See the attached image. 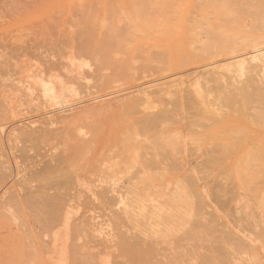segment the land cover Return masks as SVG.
<instances>
[{"label": "rangeland", "instance_id": "1", "mask_svg": "<svg viewBox=\"0 0 264 264\" xmlns=\"http://www.w3.org/2000/svg\"><path fill=\"white\" fill-rule=\"evenodd\" d=\"M133 1L0 0V175L6 178L0 176V264H264V58L248 57L244 67L251 70L244 74L228 60L253 51V45L264 48V0H229L239 2L237 17L233 2L232 13L221 14L225 0ZM217 1L223 10L212 9ZM229 14L230 21L221 19ZM218 32L226 34L220 36L225 43ZM216 39L223 48L218 43L217 49ZM228 49L231 56H225ZM208 50L218 58H206ZM234 83L247 86L252 103L223 102L239 87ZM21 127L45 128L47 137L27 141L17 136ZM145 204L160 209L142 210ZM127 209L135 214L121 220ZM147 246L154 250L147 253Z\"/></svg>", "mask_w": 264, "mask_h": 264}, {"label": "bare ground", "instance_id": "2", "mask_svg": "<svg viewBox=\"0 0 264 264\" xmlns=\"http://www.w3.org/2000/svg\"><path fill=\"white\" fill-rule=\"evenodd\" d=\"M135 1H136V0H135ZM135 1H133V2L135 3ZM143 1H144V0H143ZM147 1H148V0H147ZM152 1H155V0H152ZM152 1L149 3L150 5H151ZM165 1H166V0H165ZM192 1H194V0H192ZM209 1H210V0H209ZM212 1H215V0H212ZM221 1H222V0H221ZM226 1H227V0L224 1L225 3H223V1H222V3H223L222 6H223L227 11H224V10H223L224 8H222V6L218 7V5H221V4H222V3L219 4V3H220L219 1H217V3L219 2L218 4H215L216 2H215V3L213 2L214 4H213V3L211 4V2H210V4L213 6L212 9H215L216 7H218V8H220L221 10H223V12H222V11H220V10L217 8L218 11H217L216 13H219V11H220V13L222 12L221 14H222L223 16L225 15V16L227 17L226 14H227V13H232V10H231V9L234 8L235 4H236V7H237V5H238L239 2L236 3V2H233V1H232V2L234 3V5L231 6V3H232V2H230L231 0H230V1L228 0V1H229V2H228L229 5H227L228 3H227ZM234 1H236V0H234ZM238 1H239V0H238ZM244 1H245V0H244ZM246 1H248L247 3L249 4L250 1H249V0H246ZM246 1H245V2H246ZM252 1H253V0H252ZM255 1H256V0H255ZM128 2H129V1H128ZM139 2H140V1H138V3H139ZM141 2H142V0H141ZM145 2H146V1H145ZM155 2H156V1H155ZM245 2H242V3H244V4H243L244 6H242V7H245V5H247V3L245 4ZM138 3H137V4H138ZM156 3H157V2H156ZM201 3H202V2L200 1L199 4L201 5ZM203 3H205V2L203 1ZM242 3H241V5H242ZM252 3H253V2H252ZM252 3H251V5H252ZM255 3H258V1L255 2ZM132 4H133V3H132ZM139 4H141V3H139ZM139 4H138V5H139ZM167 4H168V3H167ZM197 4H198V3H197ZM197 4H196V5H197ZM207 4H208V2H207ZM224 4H225V6H226V5L229 6V9H230V6H231V9H230L231 11H230V12H229L227 6L225 7ZM135 5H136V3H135ZM141 5H142V4H141ZM144 5H145V4H144ZM144 5H143V6H144ZM147 5H148V4H147ZM154 5H156V4L154 3ZM193 5H194V4H193ZM196 5H195V6H196ZM204 5H205V4H204ZM215 5H217V6L215 7ZM254 5L256 6L257 4H254ZM254 5H253V6H254ZM115 6H116V5H115ZM133 6H134V5H133ZM136 6H137V5H136ZM157 6H158V5H157ZM168 6H169V5H168ZM197 6H198V5H197ZM197 6H196V7H197ZM208 6H210V5H208ZM208 6L206 5V7H208ZM258 6H259V5H258ZM134 7H135V6H134ZM150 7H151V6H150ZM154 7H155V6H154ZM158 7H159V6H158ZM158 7H157V8H158ZM236 7H235L234 10H233V12L235 11L234 14H236V16L233 15L234 17H237V14H241V13H239V12L242 11L241 9L239 10V8L237 7L238 10H239V11H238V10L236 9ZM249 7H250V6H249ZM115 8H116V7H115ZM159 8H160V7H159ZM159 8H158V9H159ZM161 8H163V7L161 6ZM171 8H172V7H171ZM198 8H200V7L198 6ZM198 8H197V9H198ZM203 8H204V6H203ZM250 8H251V7H250ZM254 8H255V7H254ZM134 9H135V8H134ZM154 9H155V8H154ZM154 9H151V10H153L152 13L154 12ZM176 9H177V8H176ZM244 9L247 10V9H249V8H244ZM256 9H257V8H256ZM156 10H157V9H156ZM208 10H210V9L208 8ZM215 10H216V9H215ZM215 10H214V11H215ZM249 10H250V9H249ZM259 10H260V8H259ZM259 10H258V11H259ZM120 11H121V10H120ZM172 11H173V9H172ZM172 11H171V12H172ZM174 11H175V10H174ZM177 11H178V10H177ZM206 11H207V9H206ZM206 11H205V12H206ZM210 11L212 12V10H210ZM237 11H238V12H237ZM258 11H257V12H258ZM109 12H110V11H109ZM109 12H108V13H109ZM150 12H151V11H150ZM156 12H157V11H156ZM165 12L167 13V11H165ZM165 12H163V13H165ZM189 12H191V11L189 10ZM201 12H202V11H201ZM236 12H237V13H236ZM124 13H125V12H124ZM159 13H160V12H159ZM168 13H170V12H169V8H168ZM176 13H177V12H176ZM207 13H210V12H206V14H207ZM216 13H215V14H216ZM223 13H224V14H223ZM122 14H123V13H122ZM127 14H128V12H127ZM133 14H134V12H133ZM160 14H161V13H160ZM173 14H175V13H173ZM177 14H179V13H177ZM177 14H175V15H177ZM210 14H211V13H210ZM213 14H214V13H213ZM221 14H220V15H221ZM250 14H251V13H250ZM250 14H249L248 16H250ZM253 14H254V13H252L250 17H252ZM258 14H260V13H258ZM262 14H264V13L262 12V13L259 15V17L262 16ZM110 15H111V14H110ZM128 15H129V14H128ZM155 15H156V14H155ZM155 15H154V16H155ZM158 15H159V14H158ZM158 15H156V16L158 17ZM161 15H162V14H161ZM161 15H159V17H160ZM171 15H172V14H171ZM229 15H230V16H228V18H226V19H225V18H221V17H223V16H221V17L219 16V18L224 19V20H227V19H228V20L230 21L231 19H229V17H231L232 15H231V14H229ZM254 15H255V14H254ZM256 15H257V14H256ZM125 16L128 17L126 14H125ZM136 16H137V15H136ZM163 16H164V15H163ZM163 16H162V17H163ZM167 16L170 17L169 14H168ZM215 16H216V15H215ZM217 16H218V15H217ZM233 16H232V17H233ZM114 17H115V16H114ZM159 17H158V18H159ZM197 17H198V16H197ZM197 17H196V18H197ZM201 17H202V16H201ZM232 17H231V18H232ZM238 17H239V16H238ZM115 18H116V17H115ZM122 18H123V17H122ZM130 18H131V16H130ZM136 18H138V17H136ZM154 18H155V17H154ZM154 18H153V20H154ZM172 18H173V15H172ZM187 18H188V17H186V19H187ZM191 18H192V16L189 18V20H190L189 22H191ZM198 18H200V17H198ZM198 18H197L196 22L199 21ZM125 19H126V18H125ZM159 19H160V22H161L162 19H161V18H159ZM202 19H203V17H202ZM202 19H201V20H202ZM204 19H205V18H204ZM237 19H238V18H237ZM250 19H252V18H250ZM260 19H261V17H260ZM262 19H264V18L262 17ZM121 20H122V19H121ZM127 20H129V19H127ZM135 20H136V19H135ZM138 20H139V18H138ZM144 20H145V19H144ZM155 20H156V18H155ZM193 20H194V19H193ZM240 20H241V19H240ZM114 21H115V20H114ZM132 21H133V20H132ZM136 21H137V20H136ZM148 21H149V20H148ZM156 21H157V20H156ZM166 21H168V19H167ZM172 21H174V20H172ZM203 21H205L204 23H208V22H206V20H203ZM203 21H202V23H203ZM141 22H142V21H141ZM186 22H187V21H186ZM199 22H200V21H199ZM199 22L195 23V20H194L195 25H197ZM233 22H235V21H233ZM252 22H254V20H253ZM131 23H132V22H131ZM147 23H148V22H147ZM157 23H158V21H157ZM163 23H164V22H163ZM163 23H162V24H163ZM204 23H203V24H204ZM213 23H214V22H213ZM263 23H264V22H263ZM112 24H113V23H112ZM141 24H142V23H141ZM189 24H193V23H189ZM189 24H188V25H189ZM220 24H221V23H220ZM220 24H219V25H220ZM251 24H252V23L250 22V25H251ZM100 25H101V24H100ZM102 25H103V23H102ZM130 25H131V24H130ZM135 25H136V24H135ZM159 25H160V23L158 24V27H159ZM195 25H194V26H195ZM219 25H218V26H219ZM239 25H241V24H239ZM243 25H244V24H243ZM262 25H264V24H262ZM262 25H261V26H262ZM96 26H97V25H96ZM116 26H117V24H116ZM132 26H133V25H132ZM136 26H137V25H136ZM140 26H141V25H140ZM162 26H163V25H162ZM191 26H192V25H191ZM194 26H193V27H194ZM202 26H203V25H202ZM202 26H201V28H202ZM207 26H208V24H207ZM213 26H214V25H213ZM241 26H242V25H241ZM147 27H148V26H147ZM151 27H152V26H151ZM170 27H171V26H170ZM198 27H200V25H198ZM205 27H206V26H205ZM209 27H210V26H209ZM209 27H208V28H209ZM234 27H235V26H234ZM252 27H253V24H252ZM252 27H251V28H252ZM254 27H255V28H253V30H254V29L256 30V29H257L256 26H254ZM263 27H264V26H263ZM94 28H95V27H94ZM123 28H124V27H123ZM134 28H135V27H134ZM142 28H143V26H142ZM159 28H160V27H159ZM166 28H168V27H165V29H166ZM172 28H173V27L168 28V29L170 30V29H172ZM196 28H197V26H196ZM208 28H207V30H208ZM213 28H214V27H213ZM213 28H211V30H212ZM218 28H221V25H220V27H218ZM222 28H224V27H222ZM237 28H238V29H241L240 26H237L236 29H237ZM92 29H93V28H92ZM119 29H120V28H119ZM121 29H122V28H121ZM199 29H200V28H199ZM114 30H115V29H114ZM122 30H123V29H122ZM131 30H133V29H131ZM140 30H141V29H140ZM147 30H148V28H147ZM155 30H156V29H155ZM166 30H167V29H166ZM166 30H165V31H166ZM169 30H168V31H169ZM205 30H206V29H205ZM214 30H216V29H214ZM218 30H219V29H217V31H218ZM220 30H221V29H220ZM226 30H227V29H226ZM241 30H242V29H241ZM247 30H248V28H247ZM249 30H252V29H249ZM255 30H254V31H255ZM145 31H146V30H145ZM149 31H150V30H149ZM156 31H157V30H156ZM160 31H162V33H163V29L160 30ZM171 31L173 32V30H171ZM195 31H196V30H195ZM197 31H198V30H197ZM217 31H216V32H217ZM224 31H225V29H224ZM235 31H236V30H235ZM128 32H129V31H128ZM133 32H134V31H133ZM157 32H158V31H157ZM174 32H175V31H174ZM193 32H194V31H193ZM193 32L191 33V31H190L189 33L193 34ZM214 32H215V31H214ZM214 32H213V35H214ZM216 32H215V34H216ZM110 33H111V32H110ZM137 33H138V32H137ZM166 33H167V31H166ZM169 33H171V32H168V34H169ZM199 33H200V32H199ZM199 33H198V34H199ZM221 33H222V32H220V34H221ZM90 34H91V33H90ZM90 34H89V35H90ZM102 34H103V33H102ZM118 34H119V32H118ZM168 34H167V35H168ZM211 34H212V33H211ZM231 34H232V33H231ZM234 34H235V33H234ZM96 35H97V34H96ZM106 35H107V34H106ZM128 35H129V34H128ZM128 35H127V36H128ZM143 35H144V34H143ZM151 35H152V34H151ZM158 35H159V34H158ZM193 35H194V34H193ZM217 35H218V37L215 35L216 38H217V39L219 38L218 40H220V39L222 38V36L224 37V35H226V34H224V35H219V32H218ZM92 36H93V35H92ZM92 36H91V37H92ZM118 36L120 37V35H118ZM118 36H117V37H118ZM132 36H133V35H132ZM139 36H141V35H139ZM220 36H221V38H220ZM233 36H235V35H233ZM239 36H241V35H239ZM101 37H102V36H101ZM112 37H113V35H112ZM119 37H118V38H119ZM121 37H122V35H121ZM130 37H131V36H130ZM149 37H150V36H149ZM195 37H196V36H195ZM211 37H212V36H211ZM237 37H238V36H237ZM241 37H242V36H241ZM92 38H94V37H92ZM102 38H103V37H102ZM102 38H101V39H102ZM114 38H115V36L113 37V39H114ZM133 38H134V37H133ZM133 38H132V39H133ZM142 38H143V37H142ZM152 38H153V37H152ZM198 38H199V37H198ZM214 38H215V37H214ZM225 38H226V37H225ZM229 38L232 39V37H230V36H229ZM235 38H236V36H235ZM238 38H240V37H238ZM261 38H262V37H261ZM217 39H216V42L218 41ZM236 39H237V38H236ZM240 39H241V38H240ZM246 39H247V38H246ZM253 39H254V38H253ZM253 39H252V40H253ZM259 39H260V38H259ZM114 40H115V39H114ZM121 40H122V39H121ZM123 40H124V39H123ZM142 40H143V39H142ZM152 40H153V39H152ZM152 40H151V41H152ZM208 40H209V39H208ZM212 40H213V39H212ZM223 40H224L223 43H225V42H226V39L223 38ZM223 40L221 39V43H222ZM241 40H242V39H241ZM244 40H245V39H244ZM248 40H249V39H248ZM254 40H255V39H254ZM257 40H258V39H257ZM103 41H105V40H103ZM124 41H125V40H124ZM124 41H122V42H124ZM148 41H149V40H148ZM210 41H211V40H210ZM213 41H214V40H213ZM249 41H250V43H249ZM249 41L246 40V42H248L249 44H251V43H252L251 39H250ZM263 41H264V40H263ZM86 42H87V41H86ZM120 42H121V41H120ZM189 42H190V41H189ZM216 42H215V43H216ZM244 42H245V41H244ZM253 42H254V41H253ZM258 42H260V43H258ZM258 42H256L255 44L257 45V43H258L259 45H261L262 40H258ZM88 43H89V42H88ZM96 43H97V42H96ZM99 43H100V42H99ZM110 43H111V41H110ZM113 43H114V42H113ZM113 43H112V44H113ZM193 43H194V42H193ZM196 43H197V42H196ZM207 43H208V42H207ZM210 43H212V42H210ZM218 43L221 44L220 41L217 42V46H216L217 49H218V47H219V44H218ZM97 44H98V43H97ZM100 44H101V43H100ZM100 44H99V45H100ZM103 44H105V43H103ZM106 44H108V43H106ZM190 44H192V42H191ZM203 44H204V43H203ZM212 44H214V43H212ZM212 44H211V46H213ZM233 44H234V43H233ZM242 44H243V41H242ZM262 44H263V43H262ZM92 45H93V43H92ZM94 45H96V44H94ZM99 45H98V46H99ZM108 45H109V44H108ZM116 45H117V43H116ZM122 45H123V44H122ZM124 45H125V44H124ZM193 45H195V44H193ZM193 45H190V47H191V46L193 47ZM209 45H210V44H208V46H209ZM224 45H225V44H221V48H223ZM227 45H228V44H227ZM235 45H236V44H235ZM244 45H245V43H244ZM244 45H243V46H244ZM96 46H97V45H96ZM96 46H95V47H96ZM101 46H103V45H100L99 48H100ZM110 46H111V45H110ZM114 46H115V45H114ZM119 46H120V45H119ZM142 46H143V45H142ZM208 46H206V47H208ZM253 46H254V47L251 49V50H253V51H250V52H248L247 54H244V55H243V54H242V55L240 54V55H237V56L235 55V56L230 57L228 60H229L230 62H232V63H230L229 66L232 67V66L234 65V67H237V68L239 67V68H240V71H241L243 74H244V73H248L251 69H250V68L247 69V67H244V63H246V60L248 59V57L251 58V59H252V58H253V59H257V58H261V57L264 58V48H259V46H255V45H253ZM35 47H36V46H35ZM87 47H88V46H87ZM90 47H92V46H90ZM93 47H94V46H93ZM108 47H109V46H107L106 49L109 50L110 47H109V48H108ZM112 47H113V45H112ZM123 47H124V46H123ZM145 47H146V46H145ZM192 47H191V48H192ZM199 47H200V46H199ZM237 47H239V46L237 45ZM237 47H235V48L237 49ZM88 48H89V47H88ZM114 48H115V47H114ZM116 48H117V47H116ZM139 48H141V47H139ZM147 48H149V47H147ZM147 48H146V49H147ZM187 48H188V47H187ZM194 48H195V47H194ZM203 48H204V46H203ZM203 48H202V49H203ZM221 48H220V49H221ZM232 48H233V47H232ZM232 48H230V49L233 51V53H235L236 50H233L234 48H233V49H232ZM84 49H85V48H84ZM94 49H95V48H94ZM112 49H113V48H112ZM124 49H125V48H124ZM142 49H143V48H142ZM144 49H145V48H144ZM144 49H143V50H144ZM206 49H209V47L206 48ZM212 49H213V48H212ZM82 50H83V49H82ZM96 50H97V48H96ZM96 50H94V51L96 52ZM101 50H102V49H101ZM103 50H105V48H103ZM103 50H102V52H103ZM190 50H191V49H190ZM222 50L224 51V49H221V50H219V52H222ZM231 50H230V51H231ZM84 51H85V50H84ZM137 51H138V52H139V51L142 52V50H139V49H138ZM198 51H199V50H198ZM202 51H204V50H202ZM208 51H209V55L207 54L208 56H206V58L211 57V55H215V56L218 58V55H217V54H214V52H213V54H211L210 52H212V51H210V50H208ZM240 51H241V50H240ZM240 51H239V52H240ZM86 52H87V51H86ZM192 52H196V51H195V50H194V51L192 50L191 53H192ZM206 52H207V51H206ZM219 52H217V53L219 54ZM225 52H228V53H225V56H227V54L230 55V54L232 53V52L229 53V49H228V51H225ZM241 52H242V51H241ZM151 53H152V52H151ZM215 53H216V52H215ZM236 53H238V52H236ZM92 54H93V53H92ZM193 54H196V53H193ZM139 55H141V54H139ZM151 55H152V54H151ZM153 55H154V54H153ZM157 55H158V54H157ZM160 55H161V54H160ZM196 55H197V54H196ZM199 55L201 56L200 53H199ZM203 55H204V54H203ZM232 55H233V54H232ZM82 56H83V53H82ZM82 56H81V57H82ZM85 56H86V55H85ZM85 56L83 57V59L86 58ZM141 56H143V55H141ZM144 56H145V55H144ZM147 56H148V55H147ZM155 56H156V55H155ZM155 56H154V57H155ZM158 56H159V55H158ZM158 56H157V57H158ZM164 56H165V55H164ZM230 56H231V55H230ZM87 57H88V56H87ZM103 57H105V56H103ZM154 57H152V58H154ZM185 57H186V56H185ZM193 57H194V56H193ZM195 57H196V56H195ZM198 57H199V56H198ZM202 57L205 58V55L202 56ZM213 57H214V56H213ZM213 57H212V58H213ZM13 58H14V56H13ZM37 58H38V57H37ZM132 58H133V57H132ZM142 58H143V57H142ZM182 58H184V57H182ZM214 58H215V57H214ZM223 58H224V57H223ZM86 59H87V58H86ZM99 59H100V58H99ZM105 59L107 60V58H102V59H100V60H105ZM155 59H156V58H155ZM164 59H166V58H164ZM180 59H181V57L179 56V59H177V61L180 60ZM195 59H196V58H195ZM4 60H5V59H4ZM96 60H97V59H96ZM108 60H109V59H108ZM119 60H120V59H119ZM119 60H118V61H119ZM151 60H152V59H151ZM153 60H154V59H153ZM181 60H183V59H181ZM200 60H201V59H200ZM212 60H213V59H212ZM57 61H58V60H57ZM124 61H125V63H128V61H127V62H126V60H124ZM124 61H123V63H124ZM154 61H156V60H154ZM161 61H163V60H161ZM183 61H184V60H183ZM185 61H186V60H185ZM95 62L97 63V61H95ZM98 62H99V61H98ZM157 62H158V60H157ZM166 62H167V61H165V63H166ZM179 62H180V61H179ZM123 63L121 62V64H123ZM22 64H23V63H22ZM62 64H63V63H62ZM107 64H108V63H107ZM119 64H120V62H119ZM121 64H120V65H121ZM54 65H55V63H54ZM99 65H100V64H99ZM117 65H118V64H117ZM117 65H116V66H117ZM177 65H178V64H177ZM185 65H186V64H185ZM224 65H225V64H224ZM235 65H236V66H235ZM13 66H14V65H13ZM49 66H50V65H49ZM76 66H77V65H76ZM118 66H119V65H118ZM123 66H124V64H123ZM144 66H145V65H144ZM178 66H179V65H178ZM178 66H177V67H178ZM222 66H223V65H222ZM245 66H246V65H245ZM21 67H22V66H21ZM50 67H51V66H50ZM50 67H49V69H50ZM126 67H127V66L125 65V66L122 67V68L125 69ZM218 67H219V66H218ZM226 67H227V66H226ZM226 67H225V68H226ZM0 68H1V67H0ZM127 68H128V67H127ZM219 68H221V67H219ZM225 68H223V69H225ZM2 69H3V67H2ZM2 69H1V70H2ZM53 69H54V67H53ZM53 69H52V70H53ZM118 69H120V68H118ZM217 69H218V68H217ZM231 69H232V68H231ZM47 70H48V69H47ZM71 70H72V69H71ZM219 70H222V69H219ZM234 70H235V69H234ZM252 70H253V69H252ZM2 71H3V70H2ZM7 71H8V73H9V70H6V72H7ZM130 71H131V70H130ZM223 71H224V70H223ZM226 71H227V69H226ZM72 72H73V71H72ZM74 72H75V71H74ZM209 72H210V71H209ZM1 73H2V72H1ZM8 73H7V74H8ZM48 73H49V72H48ZM26 74H27V73H25L24 75H26ZM41 74H42V72H41ZM51 74H52V73H51ZM227 74H228V73H227ZM231 74H232V73H231ZM240 74H241V73H240ZM243 74H242V75H243ZM19 75H20V74H19ZM49 75H50V74H49ZM235 75H236V73H235ZM235 75H234V76H235ZM6 76H8V75H6ZM15 76H18V74L15 75ZM26 76L28 77V75H26ZM47 76H48V75H47ZM229 76H230V75H229ZM238 77H240L239 74H238ZM238 77H237V78H238ZM243 77H244V76H243ZM19 78H20V77H19ZM229 78H232V77H229ZM240 78H241V77H240ZM248 78H249V76H248ZM248 78H247V80H246V78H244V80H243V79H242V80H243V81L246 80L247 82H252V80L250 81V78H249V81H248ZM208 79H209V78H208ZM212 79L217 80V79H215V76L213 77V75H212ZM222 79L224 80V78H222ZM232 79H233V78H232ZM235 79H236V78H235ZM57 80H58V79H57ZM214 80H212V81H214ZM226 80H227V79H226ZM229 80H230V79H229ZM240 80H241V79H240ZM242 80H241V81H242ZM38 81H39V80H38ZM39 82H42V81H39ZM43 82H44V81H43ZM221 82H222V81H221ZM228 83H229V82H228ZM241 83H242V82H241ZM37 84H38V82H37ZM39 84H40V83H39ZM204 84H205V83H204ZM221 84H223V83H221ZM224 84H225V83H224ZM224 84H223V85H224ZM251 84H252V83H251ZM251 84H249V86H250ZM7 85H8V84H7ZM7 85H6V86H7ZM40 85H42V84H40ZM50 85H51V84H50ZM50 85H49V86H50ZM231 85H233V84H231ZM231 85H230V86H231ZM234 85H235V83H234ZM238 85H239V84H238ZM238 85H237V86H238ZM247 85H248V84H247ZM8 86H9V85H8ZM49 86L47 87V90H49ZM211 86H212V84H211ZM218 86H219V85H218ZM225 86H226V85H225ZM230 86H229V87H230ZM235 86H236V85H235ZM237 86H236V87H237ZM39 87H40V86H39ZM206 87H207V86H206ZM227 87H228V86H227ZM231 87H232V86H231ZM236 87H235V88H236ZM261 87H262V86H261ZM54 88H56V87H54ZM71 88H72V87H71ZM251 88H252V87H251ZM78 89H79V88H78ZM220 89H222V88L220 87ZM232 89L235 90L234 88H232ZM246 89H247V86L242 85V87H241V86L239 85V87L236 88V91H234V92H238V90H239L240 93H239V94H237V93H236V94H233L234 92H233V93H230L231 96H229L228 98L226 97V98H227L226 101H225V99H223V100H224L223 102H227V101H228L229 104H233V103H238V102H237L238 99H239V101H240V99H241V101H245V102L247 101V102H248L250 99H249V98L247 99V96H249L250 92H248ZM52 90H53V88L51 89V87H50V90L48 91V93H50L49 95L52 94V92H51ZM79 90H80V89H79ZM252 90H253V89H251L250 91L252 92ZM3 91H4V90H3ZM43 91H44V90H43ZM54 91H55V90H54ZM74 91H75V90H74ZM228 91H229V90H228ZM228 91H226V92H228ZM253 91H255V89H254ZM77 92H78V91H77ZM183 92H184V91H183ZM223 92H224V91H223ZM246 92L249 93V94L246 95V94H245ZM256 92H258V91L256 90ZM9 93H10V92H9ZM48 93L45 92L44 94H46V96H47ZM252 93H253V92H252ZM252 93H251V94H252ZM259 93H260V92H259ZM1 94H2V93H1ZM7 94H8V93H7ZM53 94H54V93H53ZM53 94H52V96H53ZM73 94H74V93H73ZM232 94H233V95H232ZM260 94H261V93H260ZM10 95H11V93H10ZM13 95H14V94H13ZM13 95H12V96H13ZM17 95H18V94H16L15 96H17ZM56 95H57V94H56ZM56 95H54V97H52V98H53V99L56 98V97H55ZM225 95L228 96L229 94H228V95L225 94ZM225 95L223 94V96H225ZM254 95H255V94H254ZM262 95H263V97H264V94H262ZM219 96H220V95H219ZM223 96H222V97H223ZM18 97L20 98V96H18ZM58 97H59V96H58ZM220 97H221V96H220ZM245 97H246V98H245ZM256 97H257V96H256ZM11 98H12V97H11ZM15 98H16V97H15ZM49 98H50V96H49ZM205 98H206V97H205ZM244 98L247 99V100H245ZM250 98H254V97L252 96V97H250ZM56 99H57V98H56ZM67 99H68V98H67ZM255 99H256V98L252 99V101H255ZM12 100H13V99H12ZM17 100H18V98H17ZM19 100H20V99H19ZM57 100H58V99H57ZM6 101H7V100H6ZM8 101H9V100H8ZM49 101H50V100H49ZM257 101H258V97H257L256 102H257ZM245 102H244V103H245ZM247 102H246V103H247ZM258 102H259V101H258ZM261 102L263 103V104H261V106L263 105V108L261 107V108H262L261 111H262V110L264 109V102H263V99H262V101L260 100V103H261ZM55 103H56V102H55ZM174 103H175V102H174ZM246 103H245V105H246ZM248 103H252V102L250 101V102H248ZM175 104H176V103H175ZM10 105H11V104H10ZM56 105H57V104H56ZM58 105H59V104H58ZM176 105H177V104H176ZM235 105H236V104H235ZM237 105H238V104H237ZM198 106H199V105H198ZM198 106H197V107H198ZM230 106H231V105H230ZM246 106H247V105H246ZM248 106H249V105H248ZM248 106H247V107H248ZM185 107H186V106H185ZM232 108H233V106H232ZM244 108H245V107H244ZM0 110H1V109H0ZM149 110H150V109H149ZM251 110H252V109H251ZM247 111H248V110H247ZM249 111H250V110H249ZM261 111H260V113H262V112L264 113V111H262V112H261ZM19 112H20V111H19ZM165 112H166V111H165ZM202 112H204V111H202ZM244 112H245V109H244L243 113H244ZM50 113H51V112H50ZM205 113H206V112H205ZM218 113H220V112H218ZM237 113H238V112H237ZM243 113H241V114H243ZM246 113H247V112H245L244 114H246ZM250 113H251V112H250ZM250 113H249V114H250ZM260 113H258V114H260ZM0 114H1V113H0ZM173 114H174V113H173ZM199 114H200V113H199ZM207 114H208V113H207ZM234 114H235V113H234ZM252 114H253V113H252ZM252 114H251V115H252ZM263 115H264V114H261V116H263ZM64 116H65V115H64ZM166 116H167V115H166ZM244 116L247 117L246 115H244ZM169 117H170V116H169ZM171 117H173V116H171ZM171 117H170V118H171ZM252 117H253V119L255 118L254 116H252ZM256 117H257V116H256ZM263 117H264V116H263ZM143 118H144V117H143ZM163 118H164V117H163ZM165 119L169 122V119H168L167 117H166ZM250 119H251V118H250ZM257 119H258V118H257ZM260 119H261V117H260ZM144 120H146V119H144ZM151 120H152V119H151ZM155 120L157 121L158 118L155 119ZM254 120H255V119H254ZM258 120H259V119H258ZM263 120H264V119H263ZM263 120H262V121H263ZM47 121H48V120H47ZM251 121H252V119H251ZM262 121H261V122H262ZM48 122H49V121H48ZM144 122H145V121H144ZM144 122H143V123H144ZM170 122H171V121H170ZM172 122H173V121H172ZM263 122H264V121H263ZM43 123H44V122H43ZM143 123H142V125L145 124V123H144V124H143ZM148 123H149V122H147V125H148ZM155 123H156V122H155ZM166 123H167V122H166ZM206 123H207V122H206ZM149 124H150V123H149ZM153 124H154V123H153ZM145 126H146V125H145ZM148 126H149V125H148ZM29 127H30V126H29ZM141 127H142V126H141ZM146 127H147V126H146ZM155 127H156V126H155ZM158 127H159V126H158ZM199 127H200V126H199ZM41 128H42V127H41ZM144 128H145V127H144ZM147 128H148V127H147ZM196 128H197V127H196ZM35 129H36V128H35ZM57 129H58V128H57ZM60 129H61V128H60ZM60 129H59V130H60ZM3 130H4V129H3ZM144 130H146V129H144ZM144 130H143V131H144ZM151 130H152V129H151ZM161 130H162V129H161ZM14 131H15V130H14ZM54 131H55V130H54ZM67 131H68V130H67ZM146 131H147V130H146ZM4 132H5V131H4ZM12 132H13V131H12ZM62 132H63V131H62ZM16 133H18L17 136H19L20 138H23V139H25V140H27V141H33V142H34V140H38V137H40V138H42V137L44 138V136L47 137V133H48V132H47V129H45V128H44V129L42 128L41 130L37 131V130L23 129V128L21 127V128H19L18 130H16ZM38 133H39V136L36 135V134H38ZM151 133H152V132H151ZM7 135H8V134H7ZM70 135L72 136V133H71ZM189 135H191V134L189 133ZM14 136H15V135H14ZM46 137H45V138H46ZM60 137H61V136H60ZM149 137H150V136H149ZM169 137H170V136H169ZM191 137H192V136H191ZM6 138H7V137H6ZM16 138H17V137H16ZM154 138H155V137H154ZM162 138H163V137H162ZM187 138H188V137H187ZM155 139H156V138H155ZM163 139H164V138H163ZM168 139H169V138H168ZM39 140L41 141V139H39ZM165 140H167V139H164L163 142H164ZM169 140H170V139H169ZM42 141H43V140H42ZM176 141H177V140H176ZM192 141H193V140H192ZM25 142H26V141H25ZM38 142H39V141H38ZM49 142H50V141H49ZM177 142H178V141H177ZM19 143H20V142H19ZM43 143H44V142H43ZM175 143H176V142H175ZM192 143H193V142H192ZM195 143H196V142H195ZM36 144H37V143H36ZM56 144H58V143H56ZM165 144H166V143H165ZM29 145H30V142H29ZM29 145H28V146H29ZM84 145H85V142H84ZM84 145H83V146H84ZM176 146H177V145H176ZM22 147H23V146H22ZM22 147H21V148H22ZM80 147H81V146H80ZM85 147H86V145H85ZM256 147H257V146H256ZM51 148H52V147H51ZM69 148H70V147H69ZM22 149H24V148H22ZM26 149H27V148H26ZM78 149H79V148H78ZM224 149H226V148H224ZM32 150H33V149H32ZM24 151H25V149H24ZM74 151H75V150H74ZM168 151H170V150L168 149ZM26 152H27V151H26ZM3 153H4V152H3ZM21 153H22V152H21ZM71 153L74 154L73 151H72ZM168 153H169V152H168ZM37 155H38V154H37ZM212 155H213V154H212ZM20 156H22V155L20 154ZM44 156H46V155H44ZM57 156H58V155H57ZM23 157H24V156H23ZM23 157H22V158H23ZM28 157H29V156H28ZM32 157H33V156H32ZM34 157H35V156H34ZM34 157H33V158H34ZM61 157H64V156H61ZM205 157H206V156H205ZM210 157H211V156H210ZM248 157H249V156H248ZM165 158H166V157H165ZM216 158H217V157H216ZM251 158H252V156H251ZM35 159H36V157H35ZM35 159H34V160H35ZM40 159H41V158H40ZM223 159H224V158H223ZM247 159H248V158H247ZM258 159H259V158H258ZM64 160H65V158H64ZM67 160H69V159H67ZM201 160H202V159H201ZM255 160H256V159H255ZM62 161H63V160H62ZM247 161H248V160H247ZM36 162H38V161H36ZM205 162H207V161H205ZM237 162H238V161H237ZM250 162H251V160H250ZM250 162H248L247 164L250 165ZM254 162H255V161H254ZM1 163H2V162H1ZM44 163H45V161H44ZM49 163H50V162H49ZM57 163H58L57 165H59L61 162L59 161V162H57ZM199 163H200V162H199ZM223 163H224V162H223ZM252 163H253V162H251V164H252ZM28 164H29V163H28ZM47 164H48V163H47ZM169 164H170V163H169ZM238 164H239V163H237V166H238ZM0 165H1V164H0ZM152 165H153V164H152ZM244 165H245V164H243V166H244ZM46 166H47V165H46ZM51 166H52V165L50 164V167H49V165H48L47 167H49V168L51 169ZM240 166H241V164H240ZM240 166H239V167H240ZM243 166H241L242 168H237L238 171H239V169L242 170L243 168H245V167H243ZM54 167H55V166H54ZM56 167H57V166H56ZM203 167H204V166H203ZM1 168H2V167H1ZM42 168H43V167H42ZM49 168H48V169H49ZM60 168H61V167H60ZM235 168H236V167H235ZM262 168H263V167H262ZM40 169H41V168H40ZM46 169H47V168H46ZM52 169H53V166H52ZM56 169H57V168H56ZM56 169H55V170H56ZM237 169H236V170H237ZM253 169H254V168H253ZM43 170H44V169H43ZM150 170H151V169H150ZM224 170H225V169H224ZM236 170H235V171H236ZM247 170H248L249 172L251 171V169H247ZM257 170H258V169H257ZM1 171H3V170H1ZM30 171H31V170H30ZM47 171H48V170H47ZM51 171H52V170H51ZM53 171H54V170H53ZM238 171H237V172H238ZM242 171H243V170H242ZM244 171H246V169H245ZM63 172H64V171H63ZM63 172H62V173H63ZM237 172H235V173H237ZM40 173H41V172H40ZM47 173H48V172H47ZM59 173H60V171H59ZM224 173H225V172H224ZM242 173H243V172H242ZM244 173H246V172H244ZM259 173H261V172L259 171ZM259 173H258V174H259ZM3 174H4V173H3ZM3 174H1V175H3ZM7 174H8V173H7ZM38 174H39V173H38ZM43 174H44V172H43ZM45 174H46V171H45ZM49 174H51V173L49 172ZM63 174H64V173H63ZM238 174H240V172H239ZM262 174H263V173H262ZM1 175H0V176H1ZM4 175H5V174H4ZM4 175H3V177H4L3 180L6 179ZM34 175H35V173H34ZM34 175H33V176H34ZM40 175H41V174H40ZM58 175H61V174H58ZM68 175H69V174H68ZM70 175H71V174H70ZM242 175H243V174H242ZM244 175H245V174H244ZM251 175H252V174H251ZM41 176H42V175H41ZM246 176H249V175L246 174ZM258 176H259V175H258ZM258 176H257V178H258ZM38 177H39V176H38ZM61 177H62V176H61ZM70 177H71V176H70ZM230 177H231V176H230ZM240 177H242V176H240ZM250 177H251V176H250ZM255 177H256V176H255ZM260 177H261V175H260ZM260 177H259V178H260ZM7 178H8V177H7ZM63 178H64V177H63ZM237 178H238V175H237ZM237 178H236V179H237ZM242 178H243V177H242ZM259 178H258V179H259ZM34 179H35V178H34ZM238 179H240V178H238ZM45 180H46V179H45ZM47 180H48V179H47ZM58 180H59V179H58ZM250 180H251V178H250ZM262 180H263V179H262ZM0 181H1V177H0ZM70 181H71V180H70ZM229 181H231V180H229ZM243 181H245V183H246V182L249 181V180H243ZM263 181H264V180H263ZM130 182H131V180L129 181V183H130ZM191 182H192V181H191ZM255 183H256V182H254V184H255ZM1 184H2V183H1ZM45 184H46V183H45ZM68 184H70V183H68ZM189 184H190V183H189ZM258 184H259V183H258ZM39 185H40V184H39ZM64 185H65V183H64ZM64 185H63V186H64ZM262 185H263V184H262ZM60 186H61V185H60ZM240 186H241V185H240ZM242 186H243V185H242ZM242 186H241V187H242ZM0 187H1V185H0ZM24 187H26V186H24ZM50 187H51V186H50ZM244 187H245V186H243L242 188H244ZM256 187H258V186H256ZM3 188H4V187H3ZM10 188H12V187H9L8 190H10ZM29 188H30V187H29ZM235 188H236V187H235ZM245 188H246V187H245ZM14 189H15V188H14ZM25 189H27V187H26ZM69 189H70V188H69ZM120 189H121V188H120ZM259 189H260V188H259ZM4 190H5V189H4ZM4 190H3V191H4ZM6 190H7V189H6ZM45 190H47V189H45ZM245 190L247 191V189H245ZM257 190H258V189H257ZM43 191H44V190H43ZM115 191H116V190H115ZM166 191H167V190H166ZM215 191H217V190H215ZM241 191H243V190H241ZM253 191H254V189H253ZM4 192H5V191H4ZM12 192H13V190H12ZM12 192H11V190H10V193H12ZM25 192H26V191H25ZM212 192H213V191H212ZM217 192H218V191H217ZM257 192H258V191H257ZM257 192H256V193H257ZM5 193H6V192H5ZM31 193H32V192H31ZM53 193H54V192H53ZM109 193H110V191H109ZM214 193H215V192H213V195H214ZM8 194H9V191H8ZM15 194H16V193H15ZM27 194H28V193H27ZM104 194H105V193H104ZM180 194H181V193H180ZM11 195H13V197H14V193L11 194ZM11 195H10V196H11ZM32 195H33V194H32ZM40 195H41V194H40ZM45 195H46V194H45ZM8 196H9V195H8ZM10 196H9V197H10ZM54 196H55V195H54ZM9 197H8V198L5 197V199L8 200ZM11 197H12V196H11ZM11 197H10V198H11ZM28 197H29V194H28ZM33 197H34V196H33ZM33 197H32V198H33ZM35 197H36V196H35ZM35 197H34V198H35ZM116 197H117V196H116ZM116 197H115V199H118V198H116ZM178 197H179V196H178ZM257 197H258V196H257ZM1 198L3 199V197H1ZM107 198H108V196H107ZM110 198H112V197H110ZM210 198H211V197H210ZM218 198H219V197H218ZM254 198H256V197L254 196ZM5 199H4V201H6ZM45 199H47V198H45ZM45 199H44V200H45ZM49 199H50V198H49ZM108 199H109V198H108ZM0 200H1V199H0ZM34 200H35V199H34ZM110 200H113V199H110ZM35 201H36V200H35ZM45 201H47V200H45ZM45 201H44V202H45ZM51 201H52V200H51ZM51 201H48V202H51ZM57 201H58V200H57ZM63 201H64V200H63ZM67 201H68V200H67ZM115 201H116V200H115ZM152 201H154V200L152 199ZM194 201H195V200H194ZM9 202H10V201L8 200V203H9ZM14 202H15V201H14ZM14 202H13V203H14ZM53 202H54V201H53ZM53 202H51V203H53ZM112 202H113V201H112ZM150 202H151V201H150ZM154 202H155V201H154ZM2 203H3V202H1V204H2ZM6 203H7V201H6L5 203H3V204H6ZM17 203H18V201H17ZM14 204H16V203H14ZM38 204H39V203H38ZM55 204H56V203H55ZM55 204H54V205H55ZM115 204H116V203H115ZM26 205H27V204H26ZM45 205H47V203H45ZM52 205H53V204H52ZM56 205H57V204H56ZM108 205H109V204H108ZM0 206H2V205H0ZM5 206H6V205H5ZM49 206H51V204H50ZM63 206H64V205H63ZM82 206H83V205H82ZM253 206H254V205H253ZM258 206H259V202H258ZM261 206H262V204L259 206V208H261ZM2 207H3V206H2ZM51 207H52V206H51ZM57 207H58V206H57ZM61 207H62V206H61ZM88 207H89V206H88ZM108 207H109V206H108ZM151 207H152V209H155V208L158 209V210L160 209V205H156V206L153 207L152 205H149V204H145L144 206H142L141 209H142V210H147V209H149V208H151ZM254 207H255V206H254ZM256 207H257V206H256ZM48 208H49V207H48ZM53 208H56V206H54ZM53 208H50V209H53ZM56 209L59 210V208H56ZM62 209H63V207H62ZM257 209H258V208H257ZM35 210H36V208H35ZM259 210H260V209H259ZM16 211H17V210H16ZM54 211H55V209H54ZM58 212H59V211H58ZM123 212H124V213H122V214H123L124 217H123L122 215L119 217L121 220H129V219H131L130 216H133V215L135 214V211H134V210H128V209H127V210H124ZM263 212H264V211H263ZM52 213H53V210H52ZM114 213H115V212H114ZM53 214L56 215V214H57L56 211H55V213H53ZM245 214H246V213H245ZM263 217H264V216H263ZM263 217H262V218H263ZM119 218H118V219H119ZM253 218H254V217H253ZM253 218H252V219H253ZM262 218H261V219H262ZM40 219H41V218H40ZM78 219H79V218H78ZM159 219L162 220V216L159 217ZM257 219H258V218H257ZM114 220H116V219H114ZM242 221H243V220H242ZM84 222H85V221H84ZM259 222H260V221H259ZM262 222H263V221H262ZM254 223H256V222H254ZM154 224H155V222H154ZM250 224H251V223H250ZM252 224H253V223H252ZM261 224H262V223H261ZM45 226H46V225H45ZM257 226H258V225H257ZM262 226H263V225H262ZM119 227H120V226H119ZM192 227H193V226H192ZM260 227H261V226H260ZM205 228H206V227H205ZM261 228H262V227H261ZM47 229H48V228H47ZM200 229H201V228H200ZM196 230H197V229H196ZM261 230H262V229H261ZM263 230H264V229H263ZM206 231H207V230H206ZM208 232L210 233V236H211V232H210V231H208ZM263 232H264V231H263ZM263 232L260 233V231H259V234H260L261 236H263V235H262ZM214 233H215V232H214ZM232 233H233V232H232ZM253 234H254V233H253ZM220 235H221V234H220ZM220 235H219V236H220ZM255 235H256V233H255ZM260 235H258V236L260 237ZM221 236H222V235H221ZM221 236H220V237H221ZM258 236H255V237L257 238ZM217 237H218V236H217ZM259 237H258V238H259ZM125 238H126V237H125ZM182 238H183V237H182ZM258 238H257V239H258ZM228 239L231 240V241H233V238H230V237H229ZM250 239H251V238H250ZM122 240H123V239H122ZM185 240H186V239H185ZM251 240H252V239H251ZM260 240H261V237H260ZM158 241H159V240H158ZM186 241H187V240H186ZM197 241H198V240H197ZM197 241H196V242H197ZM123 242H124V241H123ZM133 242H134V241H133ZM178 242H180V241H178ZM190 242H191V240H190ZM202 242H203V241H202ZM204 242H205V241H204ZM204 242H203V243H204ZM214 242H216V241H214ZM223 242H224V241H223ZM223 242H222V243H223ZM225 242H226V238H225ZM233 242H236V241L234 240ZM129 243H130V241H129ZM140 243H141V242H140ZM175 243H176V242H175ZM198 243H199V242H198ZM219 243H220V242H219ZM228 243H230V242L228 241ZM236 243H237V242H236ZM240 243H241V242H240ZM260 243H261V242H260ZM262 243H263V242H262ZM177 244H178V243H177ZM220 244H221V243H220ZM124 245H125V247H127V246H126V245H128V243H127V239H126V242L124 243ZM130 245H132V244H129L128 247H129ZM133 245H135V244L133 243ZM137 245H138V244H137ZM148 245H149V244H148ZM178 245H179V244H178ZM221 245H222V244H221ZM221 245H220V246H221ZM233 245H235V244L233 243ZM139 246H140V245H139ZM139 246H138V247H139ZM261 246H262V245H261ZM80 247H81V246H80ZM138 247H137V248H138ZM147 247H148V249H147V253H150V251L152 250V247H150V248H149V246H147ZM175 247H176V245H175ZM235 247H237V245H235ZM247 247H248V246H247ZM130 248H131V247H130ZM140 248H141V247H140ZM183 248H184V247H183ZM239 248H241V247H239ZM216 249H218V248H216ZM223 249H226V248H222V251H224ZM236 249H237V248H235V250H236ZM134 250H135V249H134ZM149 250H150V251H149ZM153 250H154V248H153ZM153 250H152V251H153ZM163 250H164V249H163ZM174 250H175V249H174ZM203 250H204V249H203ZM132 251H133V249L131 250V252H132ZM145 251H146V250H145ZM148 251H149V252H148ZM152 251H151V252H152ZM155 251H157V250L155 249ZM166 251H167V249H166ZM185 251H187V250H185ZM189 251H190V250H189ZM213 251H214V250H213ZM222 251H221V254L219 253L220 256H221V255H223V256L225 255V254H223L224 252L222 253ZM72 252H73V251H72ZM125 252H126V251H125ZM125 252H124V253H125ZM217 252H218V251H217ZM226 252H227V250H226ZM134 253L136 254V250H135ZM134 253H132V254H134ZM141 253H142V251H141ZM155 253H156V252H155ZM158 253H159V252L157 251V255H158ZM172 253H173V252H172ZM215 253H216V252H215ZM227 253H229V250H228ZM230 253H231V255H234V254H232V252H230ZM152 254H153V253H151L150 255H152ZM186 254H187V253H186ZM72 255H73V254H72ZM138 255H139V253H138ZM148 255H149V254H148ZM204 255H205V254H204ZM219 255H218V257H219ZM249 255H250V254H249ZM120 256H121V255H120ZM133 256H135V255H133ZM139 256H140V255H139ZM154 256H155V255H153V257H154ZM77 257H79V256H77ZM178 257H179V256H178ZM224 257H226V255H225ZM231 257H232V256H231ZM134 258H137V257L135 256ZM148 258H149V257H148ZM155 258H156V257H155ZM181 258H182V257H181ZM219 258L222 259L221 257H219ZM77 259H78V258H77ZM88 259H90V258H88ZM115 259H116V258H115ZM141 259H143L144 262L147 261V260L145 259V256H144L143 258H141ZM151 259H152V257H151ZM171 259H172V258H171ZM174 259H175V258H174ZM186 259H188V258H186ZM205 259H206V257H205ZM216 259H217V258H216ZM235 259H236V258H235ZM238 259H239V258H238ZM129 260H130V259H129ZM217 260H218V259H217ZM230 260H231V259H230ZM230 260H229V261H230ZM242 260H243V257H242ZM80 261H81V260H80ZM143 261L141 260V262H143ZM149 261H150V259H149ZM180 261H181V260H180ZM206 261H207V259H206ZM89 262H91V261H89ZM103 262H104V261H103ZM106 262H107V261H105V263H106ZM128 262H130V261H128ZM136 262H137V259H136ZM183 262H185V261H183ZM208 263H209V262H208ZM208 263H207V264H208ZM225 263H226V262H225ZM90 264H91V263H90ZM106 264H107V263H106ZM141 264H143V263H141ZM154 264H155V263H154ZM156 264H157V263H156ZM181 264H183V263H181Z\"/></svg>", "mask_w": 264, "mask_h": 264}]
</instances>
